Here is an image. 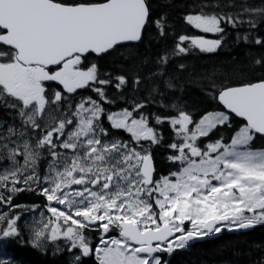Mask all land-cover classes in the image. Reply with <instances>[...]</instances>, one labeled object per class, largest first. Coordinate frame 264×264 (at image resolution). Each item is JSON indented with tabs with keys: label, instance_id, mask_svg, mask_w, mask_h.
<instances>
[{
	"label": "snow or ice",
	"instance_id": "snow-or-ice-1",
	"mask_svg": "<svg viewBox=\"0 0 264 264\" xmlns=\"http://www.w3.org/2000/svg\"><path fill=\"white\" fill-rule=\"evenodd\" d=\"M257 141L264 0H0V264H172L264 227Z\"/></svg>",
	"mask_w": 264,
	"mask_h": 264
},
{
	"label": "trees",
	"instance_id": "trees-1",
	"mask_svg": "<svg viewBox=\"0 0 264 264\" xmlns=\"http://www.w3.org/2000/svg\"><path fill=\"white\" fill-rule=\"evenodd\" d=\"M247 49H226L218 56H201L191 62L203 68L212 65H221L229 62L231 57L243 59ZM106 67L111 65V60L102 61ZM264 145V141H257V147ZM23 202L35 199L30 193L23 194ZM264 247V227H257L246 233L231 234L224 232L219 237L205 238L200 242L190 245L175 254L172 264H250L260 255V248ZM18 264H61L51 255L44 256L28 248L17 249L13 253Z\"/></svg>",
	"mask_w": 264,
	"mask_h": 264
},
{
	"label": "water",
	"instance_id": "water-1",
	"mask_svg": "<svg viewBox=\"0 0 264 264\" xmlns=\"http://www.w3.org/2000/svg\"><path fill=\"white\" fill-rule=\"evenodd\" d=\"M248 231H250V230H248ZM247 231V232H248ZM227 233H231V234H240L241 232H227ZM244 233H246V232H244ZM201 240H199V241H195V242H193L191 245H193V244H196V243H198V242H200Z\"/></svg>",
	"mask_w": 264,
	"mask_h": 264
},
{
	"label": "rangeland",
	"instance_id": "rangeland-1",
	"mask_svg": "<svg viewBox=\"0 0 264 264\" xmlns=\"http://www.w3.org/2000/svg\"><path fill=\"white\" fill-rule=\"evenodd\" d=\"M211 38V37H210Z\"/></svg>",
	"mask_w": 264,
	"mask_h": 264
}]
</instances>
